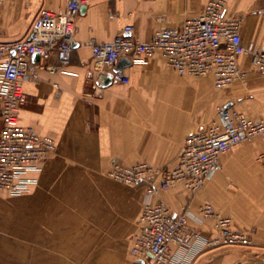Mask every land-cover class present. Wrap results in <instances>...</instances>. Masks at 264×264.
<instances>
[{
  "label": "crops",
  "instance_id": "0c3cea01",
  "mask_svg": "<svg viewBox=\"0 0 264 264\" xmlns=\"http://www.w3.org/2000/svg\"><path fill=\"white\" fill-rule=\"evenodd\" d=\"M69 0H0V41L28 36L41 8L68 9ZM208 0H89L77 15L71 61L33 55L24 81L28 102L20 122L54 137L56 150L32 170L30 188L0 193V264H130L134 237L160 169L179 164L187 136L218 117L219 107L264 118V72L250 54L243 78L218 88L213 76L179 74L161 52L123 68L128 83L95 65L92 42L113 39L132 25V37L148 42L157 31L202 16ZM224 12L242 19V38L264 40V0H229ZM1 72V60H0ZM264 138L244 140L221 156L222 169L194 194L184 184L158 189L154 201L174 212L189 209L200 236L174 247V264H264ZM148 163L152 181L129 185L108 176L115 163ZM206 202L251 231L249 246H212L216 219H203Z\"/></svg>",
  "mask_w": 264,
  "mask_h": 264
},
{
  "label": "built area",
  "instance_id": "2783aa9c",
  "mask_svg": "<svg viewBox=\"0 0 264 264\" xmlns=\"http://www.w3.org/2000/svg\"><path fill=\"white\" fill-rule=\"evenodd\" d=\"M88 1L69 0L65 12L43 7L28 36L0 41V193L26 192L33 182L29 173L39 169L57 148L54 137L20 122V111L28 102L24 81L33 72L31 57L36 53L43 58L55 54L62 65L71 61L77 15ZM228 1L208 0L202 16L187 19L182 26L160 29L148 42L128 35L133 26L127 25L109 41L92 42L95 65L112 71L115 80L128 83V75L115 71L122 57L136 62L161 52L175 72L213 76L221 89L245 75L240 63L244 54H250L252 66L264 72V40L259 46L243 42L242 19L224 12ZM256 136L264 138V118L225 105L214 121L187 136L179 164L158 170L159 185L152 182L148 187L140 230L132 246L136 260L130 264H174V247H189L200 236L190 224L189 209L174 212L165 202L154 201L156 191L181 183L197 194L222 169V154ZM259 158L264 163V152ZM155 174V168L145 162L131 166L115 163L109 172L113 179L129 185L152 181ZM200 213L203 219H216L219 235L209 240L210 245L252 243V232L234 229L232 218L218 213L212 203L203 204Z\"/></svg>",
  "mask_w": 264,
  "mask_h": 264
},
{
  "label": "water",
  "instance_id": "95a60500",
  "mask_svg": "<svg viewBox=\"0 0 264 264\" xmlns=\"http://www.w3.org/2000/svg\"><path fill=\"white\" fill-rule=\"evenodd\" d=\"M74 44V42H73ZM35 55L40 56L39 53H36ZM132 64V60L129 57H122L118 63V65L115 68V71H122L124 66ZM112 77V74H110V78Z\"/></svg>",
  "mask_w": 264,
  "mask_h": 264
},
{
  "label": "rangeland",
  "instance_id": "374dc122",
  "mask_svg": "<svg viewBox=\"0 0 264 264\" xmlns=\"http://www.w3.org/2000/svg\"><path fill=\"white\" fill-rule=\"evenodd\" d=\"M219 110H220V107H219ZM108 176L110 177V178H112L109 174H108ZM123 183V182H122ZM250 244H241V247H245V246H249Z\"/></svg>",
  "mask_w": 264,
  "mask_h": 264
}]
</instances>
